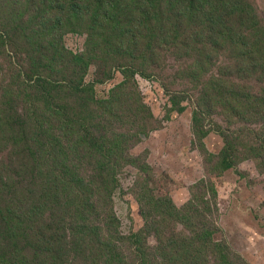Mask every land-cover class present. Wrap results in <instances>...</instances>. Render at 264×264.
<instances>
[{
    "label": "trees",
    "instance_id": "1",
    "mask_svg": "<svg viewBox=\"0 0 264 264\" xmlns=\"http://www.w3.org/2000/svg\"><path fill=\"white\" fill-rule=\"evenodd\" d=\"M14 1L19 8L12 10V0H0V58L24 56L25 62L13 71L19 79L10 83L0 79V264H206L209 252L217 264H247L230 258L227 246L214 241L206 222L199 230L193 224L191 236L164 235L160 226L169 217L165 201L167 208L179 210L171 196L157 201L145 192L140 197L144 226L127 235L117 229L119 219L111 202L119 184L117 170L131 141L141 135L109 131L112 120H124L122 110L120 114L114 94L96 97V83L103 80L87 82L86 76L95 61L105 68L110 64L108 78L113 71H122L128 77L116 85L115 93L138 73L146 77L145 67L163 70L168 56L160 51L171 47L166 40L183 42L176 45L179 49L187 47V41L205 42L187 54L189 60L196 58L185 77L203 85L198 102L207 112L220 110L229 123H244L234 131L220 125L224 146L211 159H217L222 171L234 167L245 135L254 133L245 156L260 159L264 166V93L248 91L264 87V64L258 61L264 59V27L252 4L247 0ZM67 33L86 34L83 53L64 46ZM209 38L218 42L207 46ZM221 50H229L236 64L204 81L206 60L215 58L206 55ZM4 72L0 70V76ZM253 77L256 85L240 83ZM55 94L56 100L63 98L69 104L56 102ZM19 97L25 99L24 109L16 102ZM42 104L48 107L42 109ZM174 104L185 109L176 97ZM138 111L152 115L149 108ZM144 115L141 118L147 120ZM194 123L201 127V118L195 115ZM207 134L202 131V136ZM25 175L28 187L22 184ZM96 180L98 190L93 189ZM98 194H104L101 201ZM124 240L129 253L121 250Z\"/></svg>",
    "mask_w": 264,
    "mask_h": 264
},
{
    "label": "rangeland",
    "instance_id": "2",
    "mask_svg": "<svg viewBox=\"0 0 264 264\" xmlns=\"http://www.w3.org/2000/svg\"><path fill=\"white\" fill-rule=\"evenodd\" d=\"M247 1L256 9L258 19L264 27V0ZM14 6L18 7V2L12 0V10ZM87 42L86 34L67 33L63 36L64 46L75 54L83 53ZM216 42V38H209L207 46ZM166 43L171 47L160 51L168 56L162 63L163 70L145 67L143 70L146 71V77L138 73L130 83L115 93L112 90L126 77L122 71H113L108 78L110 64L105 68L95 61L86 76L87 82L103 80L96 83V97L102 99L114 94L120 114L122 110L124 120H112L109 131L141 135V138L131 141L127 154L123 155L122 166L117 170L119 184L113 189L111 200L119 219L117 229L127 235L144 226L143 202L140 197L145 192L157 201L162 198L167 200L171 196L179 210L167 208L168 202L165 201L164 209L169 217L160 226L164 235L174 239L182 235L191 236L194 234L193 224L194 230H199L202 228L201 222H206L214 233V241L227 246L230 258L247 264H264V166L259 164L260 159L245 156L248 148L246 144H251L255 135H245V145L240 146L242 149L239 148L243 152L239 154L240 160L234 167L226 171L218 167L217 159H211L212 154H218L224 146L223 135L218 129L223 126L234 131L244 123L239 124L236 120L229 123L220 114V110L216 113L207 112L205 106L198 102L203 85H197V81L192 82L191 78L185 77L186 71L191 69H188L189 65L196 58L189 60L187 54L191 49L203 48L205 42L187 41V47L181 49L176 45L183 42L170 38ZM206 56L215 57L211 62L206 60L207 71L203 80L207 82L227 65L236 64V58L229 50L227 53L221 50L218 54L210 52ZM258 61L264 64L263 58ZM24 62V56L13 57L11 61L7 57L0 58V70L5 71L0 79L9 83L19 79L13 71L21 68V63ZM174 76L179 79L175 80ZM242 82L256 85V78L240 80ZM259 87H250L248 91L264 93V87L258 89ZM2 94L3 91L0 90V95ZM57 96L55 94V100ZM175 97L185 109L180 110L175 106ZM24 100L19 97L16 101L20 109L25 108ZM56 102L69 104L63 98ZM41 107L46 109L48 104H42ZM140 107L146 111L149 108L152 115L139 112ZM143 115L148 119L141 118ZM195 115L201 118V127L195 126ZM248 123L255 127V124ZM55 125V131L59 133L61 129L58 124ZM142 125L144 130H141ZM202 131H207L208 134L202 136ZM89 176L92 180V172ZM27 183L28 176L25 175L23 187H28ZM100 188V182L96 180L93 189ZM102 195L104 194L97 195L99 201L102 200ZM146 210L153 211L155 208L146 207ZM197 211L200 214L196 215ZM124 241V244H120L121 250L129 253L127 241ZM151 241H155V238L151 237ZM190 251L187 252V258H190ZM200 261L204 263L203 258ZM217 263L216 257H212L209 252L206 264Z\"/></svg>",
    "mask_w": 264,
    "mask_h": 264
}]
</instances>
